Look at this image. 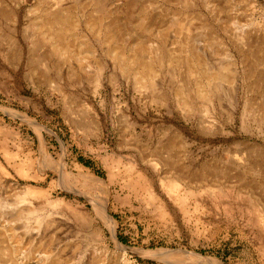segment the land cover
Instances as JSON below:
<instances>
[{
  "label": "rangeland",
  "instance_id": "rangeland-1",
  "mask_svg": "<svg viewBox=\"0 0 264 264\" xmlns=\"http://www.w3.org/2000/svg\"><path fill=\"white\" fill-rule=\"evenodd\" d=\"M55 1L0 0V222L19 240L4 236L0 264H36L44 253L59 264H264V40L253 42L258 70L246 77L242 54L204 0H140L133 13L153 31L147 44L175 56L160 76L140 80L84 19L78 33L95 53H56L46 28ZM76 2L86 18L96 14L98 0ZM221 7L233 36L264 39V0ZM197 12L224 37L238 73ZM203 39L213 44L205 64L178 60L184 41ZM214 70L209 101L196 83L207 86L204 71ZM27 186L61 201L27 197ZM103 206L115 238L97 214Z\"/></svg>",
  "mask_w": 264,
  "mask_h": 264
},
{
  "label": "bare ground",
  "instance_id": "bare-ground-1",
  "mask_svg": "<svg viewBox=\"0 0 264 264\" xmlns=\"http://www.w3.org/2000/svg\"><path fill=\"white\" fill-rule=\"evenodd\" d=\"M72 1L73 2L64 5L62 3V0H56L55 1L56 5L54 6L55 8L53 9L54 11H53V13H51L52 16L47 18L49 20L50 18L53 17L51 20H49L51 23H48V20H47V23L50 24L51 26L49 25L47 27L46 23L45 24L43 23L40 25V28L42 29V31L45 28V26H46V28L50 27L48 30H50L52 32L48 38L50 39V42H52V45L54 46L56 53H58L59 55L62 54L61 50L63 47L69 48L72 46L73 47H75V46L80 47V51H78V52L73 51L72 54L70 55L71 58L78 57L83 52H88L91 54L95 53V51H96L95 48H93V50H92V49H90L88 47L86 48V46H84V44H86V42L84 40H90V38L89 39L83 38L84 39L83 40V39H81L82 38L80 36L81 34L78 33V30L80 28H82V21L84 19L85 27L89 30V32L91 33L93 38L97 42H99L101 45H102V42L107 44L110 57L111 58L113 57L116 60V62L118 61L120 63V65H122L123 67L128 66V64L132 65L135 69L136 74L139 76L140 80H145V78H150L153 76V74L155 76H160L162 70H164V67L166 65H170L173 62V58L175 56L172 57L173 54L171 56L164 49L165 45H163L164 46L163 47V46H157V45L152 46L151 43L149 45L147 44V43H149L148 41H150L151 39H149L147 37L146 32L153 33V31H152V29H146V28H150V27H148L143 21L141 22V20H140L137 22L135 17H134V13H133L134 11L136 12L137 8L141 4L140 0H122L124 2L123 4H118V2H117L118 0H98V5L95 8V10L98 12V13L96 12V14H98V15L95 14L94 16H90L88 18H86L85 15L82 13L83 8L81 9L82 11L79 9V7H80L78 5L79 3H77L76 0H72ZM108 1H109V6H107ZM188 1H189L188 2L189 4H191V5L194 4V0H188ZM197 3H198V1H197ZM204 3H205L204 6L208 10V12L210 14H212L214 16V18H216L220 21L221 28L223 29L224 33L230 37V39L234 42L235 47L242 54L241 62L244 65L243 69H244V72L246 74V77H249L252 74H254L256 72V70H258V67H257V63L255 62V60H257V59L253 60L251 58V48H252L253 42L255 40L256 41H259V40L263 41L264 39L262 37H261V39H258V37L260 35L257 37H254V35H252V34H243L241 36H233L228 24L226 23V19L222 16V13H220L221 8H223V7H221L222 0H213V1L204 0ZM103 10H105V13H107V18H108L107 20L104 19L105 16H103V14H102ZM79 11H80V13H79ZM92 14H94V13H92ZM194 14H195V16H194L195 19L199 20L200 25L205 29V32H207V34H209V36H211L213 39H215L217 41V45H219L221 47V53L224 55V57L227 59V61L229 60V63L231 64L233 71L238 73V62H237V59L235 58V55L229 50L228 44L226 43L224 37L218 33L216 34V32L214 31L213 24L210 22L208 14L204 13V12H197ZM73 15H75V16L73 17ZM81 19H82V21H81ZM179 24H180L181 28L185 27L184 23H182V24L179 23ZM145 26H146V28H145ZM140 28L142 29L141 31L139 30ZM139 33L140 34L145 33V34H143L142 37H139L138 36ZM84 35H87V33H84ZM43 37L41 39L37 40V43L39 41L44 42ZM209 39H211V38H209ZM10 40H11V38H10ZM195 41H190V40H189V42H188V40L184 41L182 48H181V52L176 54V56H178V60L181 61L185 58L186 60L189 59L193 63V61H194L193 58H194V59H196L197 65H199L198 63H200V64L206 63V59H207L206 56H210V53H212L213 44L208 43V42H204V39L201 43L200 42L196 43ZM182 50L186 51L187 54H182L183 53ZM215 54H217V53H215ZM60 57L61 56H59V58ZM81 58H82V55H81ZM114 59H113V61H114ZM76 60H77V58H76ZM77 61H79V60H77ZM262 62H263V60H262ZM178 63H179V61H178ZM85 65H89V63H87ZM69 66L71 67V64ZM193 67H195V66L193 65ZM202 67L204 68V66H202ZM220 67H221V69H223L222 67H225V66H223V64H222V66H220ZM204 75L206 76V80H207L205 82L208 85L206 86L205 83L199 79L196 83V90L199 93V95H203V96L205 95L206 97L209 98V101H212V99H213L212 98V92L210 90L211 87L209 85L211 83H213V81H215L216 79H219L218 78L219 74H218V72L215 71L211 75H208V74L206 75V72L204 71ZM53 81H55V80H53ZM182 93H184V92H182ZM190 95H191V93H190ZM185 98H187V97H185ZM185 102H186V100H185ZM43 150L47 156L50 155L48 148H43ZM29 165H31V164L29 163L27 166H29ZM174 179L181 180L180 177H178V175H175V177L173 176L172 185H174V183H173ZM246 185H248V184H246ZM25 193H26L27 197L28 196L29 197L44 196L45 202L50 207L56 206L61 201L60 198H53L52 199V197L48 195V193L46 192L45 189H42V188L36 187V186H27ZM251 201H253V199ZM81 212L84 213V215L87 217L88 222L92 221V219L90 221V217L95 218L94 216L88 215V212H86V211L81 210ZM97 214L103 220L105 219V221L110 225L109 228L112 231V236L115 238L114 221H112L113 219H111L109 215L107 217L106 208L103 206L101 208V210L97 212ZM43 220H44L43 217L37 216L36 221H37L38 226H40L42 224ZM11 231L12 230H10V228H8L6 223L0 222V244L3 242L4 236H8V242L17 243L19 241V240L17 241V239H16L17 237L14 238L12 236V238H9L10 237L9 234L11 233ZM94 231L96 232L97 230L94 229ZM18 246L16 248L17 250L14 251V254H13L14 257H16V256L20 257V255H18V253H19L18 252V250H19ZM22 259H24V257ZM22 259H18V260L21 261ZM26 259H27V256L25 257V260ZM19 261H18L19 264L24 263V262L22 263ZM36 264H59V263L56 260H49L47 254L45 255V253H44V258L43 257L40 258V261H38Z\"/></svg>",
  "mask_w": 264,
  "mask_h": 264
}]
</instances>
